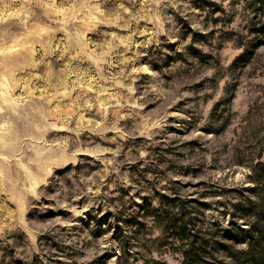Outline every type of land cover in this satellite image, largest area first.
Wrapping results in <instances>:
<instances>
[{"label":"rangeland","instance_id":"1","mask_svg":"<svg viewBox=\"0 0 264 264\" xmlns=\"http://www.w3.org/2000/svg\"><path fill=\"white\" fill-rule=\"evenodd\" d=\"M264 0H0V264H264Z\"/></svg>","mask_w":264,"mask_h":264},{"label":"trees","instance_id":"2","mask_svg":"<svg viewBox=\"0 0 264 264\" xmlns=\"http://www.w3.org/2000/svg\"><path fill=\"white\" fill-rule=\"evenodd\" d=\"M264 165V162L262 163ZM201 261V254L198 249L193 245L191 250L186 253V263L189 264H199Z\"/></svg>","mask_w":264,"mask_h":264}]
</instances>
